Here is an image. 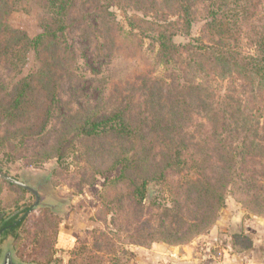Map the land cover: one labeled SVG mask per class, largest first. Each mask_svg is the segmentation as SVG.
<instances>
[{
    "label": "rangeland",
    "instance_id": "rangeland-1",
    "mask_svg": "<svg viewBox=\"0 0 264 264\" xmlns=\"http://www.w3.org/2000/svg\"><path fill=\"white\" fill-rule=\"evenodd\" d=\"M15 1L16 6L5 16V22L30 37L41 32L51 16L45 4L40 0ZM93 1L79 0L71 10L66 40L72 46L70 52L64 55L69 76L61 78L63 71L60 69L51 81V86L56 88L64 102L63 109L53 110L42 82H35L34 93L23 115L14 121L4 119L0 122V168L33 185L40 184L43 197L52 195L53 200H58V196L67 200L66 212L62 214L50 208L55 200L47 201L48 206L36 209L29 216L21 232L22 239L16 251L18 257L38 264L51 261H56V264H138L140 249L158 244L168 249L177 248L193 245L206 236L212 238L216 225L226 213L231 214L229 224H233L240 211L245 212L244 222L251 216L264 219L263 214L257 213L258 208L251 204V208L246 207L248 201L245 195L234 190L226 194L225 205L212 218V224L204 223L188 230L192 220L197 224L202 219L203 208L199 209L182 189L179 190L177 175L167 171L166 179L148 181L147 194L142 202L134 195L136 183L141 181L137 174L134 183L130 179H106L118 173L113 171L103 175L113 162V148H128L130 143L123 144L122 140L113 137L77 135L68 126L72 113L80 108H90L104 114L112 104L125 107L130 104V99L132 107L138 110L143 99L141 78L146 75L162 78L178 70V67L182 68L184 75L186 62H173L167 67L160 63L159 44L140 20L153 19L160 0L156 4L154 0H102L101 5H110L117 21L112 43L97 32L92 15L96 2ZM211 1L172 0L168 15L172 20L180 19L177 6L187 4L190 8L188 18L191 27L182 26L173 37L177 47L197 44V39L205 42L212 40L214 32L209 29L207 13ZM131 18L133 24H130ZM102 43L105 46H101ZM243 43L245 54L256 53V45L246 40ZM14 48L0 58V98L22 76L36 72L42 66V59L26 48L23 42ZM181 50L182 58L186 59L188 48ZM91 66L99 73H92ZM210 77L213 92L207 100H212L220 110L228 109L226 101L222 100L228 93L227 89L234 92L232 103L238 117L244 114L236 110L239 104L244 108L249 101V106H254L248 83L238 81L230 87L229 82L215 79L213 75ZM131 94H134L133 97ZM247 114L252 121L256 117L252 110ZM192 117L199 118L197 114ZM260 137L264 138V129L260 130ZM262 138L259 140L264 144ZM57 144L62 148L59 157ZM176 194H179L183 205L181 218L184 222L173 221L172 224L171 215L165 211L166 208L173 209L172 200ZM26 196L29 194L25 190L0 178V207L9 208L14 200ZM260 211L264 213V209ZM57 230L60 233L56 241L53 236ZM170 230L173 236L169 235ZM240 237L237 238L238 248L247 242L246 237ZM169 238L171 242L167 240Z\"/></svg>",
    "mask_w": 264,
    "mask_h": 264
},
{
    "label": "trees",
    "instance_id": "trees-1",
    "mask_svg": "<svg viewBox=\"0 0 264 264\" xmlns=\"http://www.w3.org/2000/svg\"><path fill=\"white\" fill-rule=\"evenodd\" d=\"M40 1L51 16L43 30L30 37L4 20L13 11L16 1L0 0V58L23 42L42 59V66L36 72L22 76L1 96L0 122L14 121L23 115L34 93L35 82H42L53 110L63 109L64 102L51 81L60 69L61 78L69 76L64 55L70 52L72 45L67 44L66 35L71 10L79 0ZM101 1H93L96 3L92 15L100 37L112 43V33L117 26L115 13L110 11V5L102 6ZM171 3L172 0H160L153 19L140 20L159 44L160 63L167 67L173 62H186L184 75L178 66L180 74L175 69L162 78L146 75L141 78L143 99L138 110L132 107V99L125 107L112 104L104 114L97 109L80 108L72 113L68 126L79 136L113 137L123 144L130 143L128 148H113V162L103 175L118 171L106 179H130L134 183L137 174L141 181L136 183L134 195L139 202L146 197L148 181L166 179L167 171L177 175L179 190L182 189L199 209L203 208L202 219L197 224L192 220L188 230L204 223L212 224V218L225 205L226 194L234 190L246 196V207L251 208V204L259 209L257 213L264 215L260 211L264 209V144L259 140L262 138L260 130L264 129V0H212L207 8L208 26L215 38L208 42L197 39V44L179 45L180 48L173 37L182 26L191 27L190 8L187 4L177 6L180 19L172 20L168 17ZM133 23L131 18L130 24ZM244 40L256 45L255 54L242 51ZM181 48H188L187 60L182 58ZM90 70L99 73L92 66ZM211 75L229 82L230 87L238 81L248 83L254 106H249V101L244 108L239 104L236 110L244 114L238 117L232 103L234 92L227 89L222 100L226 101L228 109L220 110L212 100H207L213 92ZM251 110L256 114L253 121L247 114ZM193 114L199 118H193ZM56 151L59 157L62 151L59 144ZM178 196L176 194L172 200L173 209L165 211L171 215L172 224L173 221L184 222L183 205ZM59 233V230L54 233V240H58ZM168 233L174 235L171 230ZM234 246L239 250L237 243Z\"/></svg>",
    "mask_w": 264,
    "mask_h": 264
},
{
    "label": "crops",
    "instance_id": "crops-1",
    "mask_svg": "<svg viewBox=\"0 0 264 264\" xmlns=\"http://www.w3.org/2000/svg\"><path fill=\"white\" fill-rule=\"evenodd\" d=\"M231 214L223 215L216 225L214 236L190 246L166 248L153 245L140 249L138 264H264V219L251 216L244 222L243 234L232 235ZM245 238L246 245L239 250L237 238ZM220 245H225L222 247ZM221 247V248H220ZM218 249V251L216 250Z\"/></svg>",
    "mask_w": 264,
    "mask_h": 264
},
{
    "label": "flooded vegetation",
    "instance_id": "flooded-vegetation-1",
    "mask_svg": "<svg viewBox=\"0 0 264 264\" xmlns=\"http://www.w3.org/2000/svg\"><path fill=\"white\" fill-rule=\"evenodd\" d=\"M0 171L4 172L5 174L11 175L3 170ZM13 177L36 189L40 197L37 198V196L28 189L3 179L8 183L14 186H18L22 190H25L29 194V196L14 200L9 208H6V206L0 207V252L3 244L12 246L16 249V251H18L19 244L22 239L21 232H23L24 224L29 218V216L34 213L36 209L48 206V203H46L47 201L55 202V200L57 199L56 198L55 200H53L51 198L52 195H50L49 198L43 197L41 188L39 187L40 184L33 185L25 179L18 178L16 176ZM59 197L60 196H58V200H56L55 204H53V206H51L50 208L54 209V212L62 214L66 212L64 207L67 205V200L63 197ZM31 208H33V210L29 212ZM69 212L70 210L67 211L68 214ZM48 264H56V261H51Z\"/></svg>",
    "mask_w": 264,
    "mask_h": 264
},
{
    "label": "water",
    "instance_id": "water-1",
    "mask_svg": "<svg viewBox=\"0 0 264 264\" xmlns=\"http://www.w3.org/2000/svg\"><path fill=\"white\" fill-rule=\"evenodd\" d=\"M0 178L5 179L14 184H18L19 186H22L28 189L29 191L33 192L37 196V198L40 197L36 189L14 178L11 175L5 174L4 172L0 171ZM149 197H151L150 194H149ZM32 210L33 208H31L29 212ZM244 216H245L244 211H240L238 212V214H236L233 220L231 230H230L232 234H236V233L242 234L244 232ZM0 264H38V263L25 261L21 259L20 257H18L16 249L14 247L3 244L1 252H0Z\"/></svg>",
    "mask_w": 264,
    "mask_h": 264
}]
</instances>
